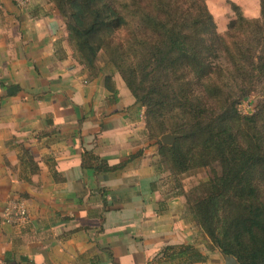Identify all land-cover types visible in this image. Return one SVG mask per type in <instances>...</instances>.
I'll return each instance as SVG.
<instances>
[{
  "label": "crops",
  "instance_id": "obj_1",
  "mask_svg": "<svg viewBox=\"0 0 264 264\" xmlns=\"http://www.w3.org/2000/svg\"><path fill=\"white\" fill-rule=\"evenodd\" d=\"M106 76L75 59L54 3L0 0V264H184L162 250L207 251L185 197L163 186L143 107ZM96 156L127 163L97 172ZM12 199L28 207L20 224L3 219ZM191 264L225 259L216 249Z\"/></svg>",
  "mask_w": 264,
  "mask_h": 264
},
{
  "label": "trees",
  "instance_id": "obj_2",
  "mask_svg": "<svg viewBox=\"0 0 264 264\" xmlns=\"http://www.w3.org/2000/svg\"><path fill=\"white\" fill-rule=\"evenodd\" d=\"M49 1L55 4L65 22L75 59L91 76L100 73L96 63L101 52L123 74L136 103L146 106L144 116L149 138L152 133L160 158L168 160L172 170L184 173L215 163L221 168L220 174L213 172L211 179L196 186L199 193L194 203L192 199L186 200L197 227L209 239L207 251L193 244H180L166 246L162 253L172 260L182 258L184 264H191L209 260L217 249L223 256H235L242 264H264L261 116L259 112L242 115L233 95L222 91L221 84L230 68L222 64L223 58L232 60L235 77L246 78L250 72L243 61L242 48L237 47L235 53L228 38L217 31L205 0H195L191 17L182 12L180 21L176 20L175 5L173 13L167 11L171 18L167 23L160 21L155 10L147 12L144 7L133 5L123 8L114 0ZM233 8L236 17L228 25L229 38L251 24L237 5L233 4ZM261 14L264 17V0ZM252 24L261 27L259 20ZM121 29L128 33L127 45L114 37ZM136 46L146 47L145 57L152 70L147 71L146 65L143 79L149 78V86L142 87L136 81L135 69L129 65ZM252 65L264 74V53ZM154 72L158 76L150 78ZM113 75L106 76L107 87L112 91ZM161 78L168 81L162 87L165 91L158 90ZM168 131L179 135L172 145L161 140ZM25 154L30 165L38 170L28 150ZM137 156L138 153L131 155L129 160ZM94 159L97 172H116L127 163L110 165L97 156Z\"/></svg>",
  "mask_w": 264,
  "mask_h": 264
},
{
  "label": "rangeland",
  "instance_id": "obj_3",
  "mask_svg": "<svg viewBox=\"0 0 264 264\" xmlns=\"http://www.w3.org/2000/svg\"><path fill=\"white\" fill-rule=\"evenodd\" d=\"M118 2L123 8L144 7L145 11L150 12L155 10L160 21L167 23L171 18L167 14L173 13L175 5H177V21L181 13L183 12L185 16L191 17L190 12L194 11L192 8L195 0H114ZM153 1V3L151 2ZM263 0H205L209 11L212 13L214 20L217 25V31L228 38L230 45L233 47V51L236 53L237 47L242 48L244 63L247 66L250 74H246V78L239 79L233 75V65L232 60L229 58H223L222 64L229 70H226L225 79L221 84L222 91L225 95H233L236 107L242 115H253L259 112L261 116V121L259 124L264 130V74L259 72L252 65V61L256 59L257 56L264 53V17L261 14V2ZM170 6H165L166 4ZM150 4V8L148 5ZM233 4L239 7V10L244 14V16L251 22L250 25H246L241 33L236 35L234 38L228 37V25L236 17V12L233 8ZM153 5V7H152ZM157 9V10H156ZM259 20L261 27L258 28L254 21ZM189 25V24H187ZM116 40L121 41L127 45L128 33L124 29L116 32L114 35ZM139 37V35L137 36ZM146 47L136 46L132 51L130 57L129 65H131L136 72V81L142 85V87L149 86V78L147 80L143 79L144 67L147 65V71L152 70V66L149 65L145 57ZM224 57V56H223ZM97 69L99 72L112 73L119 75L123 81L124 77L121 72L113 66L111 62L108 61V55L105 52H101L98 56ZM97 71V70H96ZM158 73L154 72L151 77H157ZM126 83V82H125ZM168 85V81L165 78H161L159 91H165L162 87ZM140 107H143L144 113L146 111V106L141 102H138ZM157 133V132H156ZM174 134L171 131L165 132L164 134ZM162 134V135H164ZM150 135L153 137L152 133ZM178 135V134H177ZM150 138L152 139V137ZM179 137V135H178ZM177 137V138H178ZM176 138V139H177ZM175 139V140H176ZM175 142V141H174ZM160 171L163 176V186L170 194L182 193L185 199H192V203L196 199V195L199 191L196 190V186L200 182L207 181L213 177V172L218 174L221 173L220 166L215 163L211 167H201L194 170H189L184 173H178L172 170L169 161H165L164 158H160ZM201 197V196H200ZM186 215L191 221L194 220L192 211L190 210V204L186 202ZM206 237L205 235H203Z\"/></svg>",
  "mask_w": 264,
  "mask_h": 264
},
{
  "label": "built area",
  "instance_id": "obj_4",
  "mask_svg": "<svg viewBox=\"0 0 264 264\" xmlns=\"http://www.w3.org/2000/svg\"><path fill=\"white\" fill-rule=\"evenodd\" d=\"M24 4L30 0H17ZM28 207L22 199H12L3 209V219L8 224H20L28 219Z\"/></svg>",
  "mask_w": 264,
  "mask_h": 264
},
{
  "label": "water",
  "instance_id": "obj_5",
  "mask_svg": "<svg viewBox=\"0 0 264 264\" xmlns=\"http://www.w3.org/2000/svg\"><path fill=\"white\" fill-rule=\"evenodd\" d=\"M177 137H178L177 134L167 133L161 136V140L166 145H172ZM224 259H225V264H242L233 255H224Z\"/></svg>",
  "mask_w": 264,
  "mask_h": 264
}]
</instances>
